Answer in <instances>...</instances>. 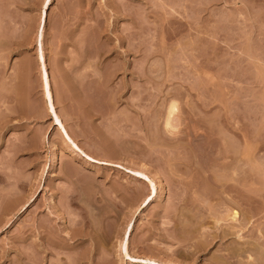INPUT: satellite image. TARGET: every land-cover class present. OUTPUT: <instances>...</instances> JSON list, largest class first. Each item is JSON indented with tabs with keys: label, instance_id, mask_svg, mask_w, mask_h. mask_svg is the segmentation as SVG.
Segmentation results:
<instances>
[{
	"label": "rangeland",
	"instance_id": "rangeland-1",
	"mask_svg": "<svg viewBox=\"0 0 264 264\" xmlns=\"http://www.w3.org/2000/svg\"><path fill=\"white\" fill-rule=\"evenodd\" d=\"M0 264H264V0H0Z\"/></svg>",
	"mask_w": 264,
	"mask_h": 264
},
{
	"label": "bare ground",
	"instance_id": "bare-ground-1",
	"mask_svg": "<svg viewBox=\"0 0 264 264\" xmlns=\"http://www.w3.org/2000/svg\"><path fill=\"white\" fill-rule=\"evenodd\" d=\"M51 0H45V6H47L49 4ZM44 21V16H41V22ZM41 40L39 41V45H38V63H39V67H40V72H41V78H42V85H43V91H44V95H45V99H46V107L48 109L49 112L53 113L54 118L59 126V129H61V131L64 134V137L67 140H71L72 136L70 133L67 132L66 128L63 125V122L60 120V118L57 115V111H56V105H55V100L52 94V85L50 82V72L48 70V66H47V62H46V57L43 54L42 51V47H41ZM172 117V116H171ZM173 118V117H172ZM171 119V118H170ZM168 119L167 122L169 124H171V121H173V119ZM173 124V123H172ZM171 124V125H172ZM173 126V125H172ZM74 147L79 149L78 145L74 143ZM87 156V155H86ZM89 157V156H88ZM91 159H94L93 157H90ZM136 175H139L141 177H146L142 172L140 171H136L134 172ZM147 178V177H146ZM145 200H148V197L145 198ZM235 212V211H234ZM236 215V213H235ZM126 243V242H124ZM126 247V244H125ZM233 253V252H232ZM235 253V252H234ZM126 254H128V252L126 251Z\"/></svg>",
	"mask_w": 264,
	"mask_h": 264
}]
</instances>
